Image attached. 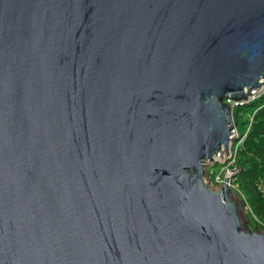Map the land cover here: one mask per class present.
Listing matches in <instances>:
<instances>
[{"label": "water", "instance_id": "water-1", "mask_svg": "<svg viewBox=\"0 0 264 264\" xmlns=\"http://www.w3.org/2000/svg\"><path fill=\"white\" fill-rule=\"evenodd\" d=\"M264 89V0H0V264H264L231 107Z\"/></svg>", "mask_w": 264, "mask_h": 264}, {"label": "trees", "instance_id": "trees-1", "mask_svg": "<svg viewBox=\"0 0 264 264\" xmlns=\"http://www.w3.org/2000/svg\"><path fill=\"white\" fill-rule=\"evenodd\" d=\"M259 100L251 102L247 107L257 112L251 132L238 154L242 173L237 182L238 189L246 198L252 213L264 223V192L259 189L260 183L264 184V99Z\"/></svg>", "mask_w": 264, "mask_h": 264}, {"label": "rangeland", "instance_id": "rangeland-1", "mask_svg": "<svg viewBox=\"0 0 264 264\" xmlns=\"http://www.w3.org/2000/svg\"><path fill=\"white\" fill-rule=\"evenodd\" d=\"M252 96L248 99L250 102H254L256 100H262L264 99V89H260L258 91H253L252 92ZM255 98V99H254ZM259 100V101H260ZM233 102V101H232ZM242 102V101H241ZM232 105V103L230 104V106ZM248 106L245 107H241V108H236V107H232V117L234 119V129L236 131H234V143H237L240 145V150L242 149V147L245 145V142L251 132V127H249L250 121L252 120V124H253V120H254V116L255 113L257 111L252 110V108H247ZM257 109V108H256ZM239 111V112H238ZM239 115H238V114ZM244 135H246V138L244 137ZM240 137V139L238 138ZM234 147V145H233ZM239 150V152H240ZM229 154H226L224 156L220 157H216L214 158L213 162H207L205 165V174L203 176V179L206 183V185L213 190H219L220 186L216 183V177L217 175L220 173L222 166H224L226 164V159L228 157ZM242 173V172H241ZM240 173V175H241ZM233 185L236 187V189H232V194H231V198L232 201L237 205L238 210H239V216L242 222V228L245 232H254L255 229L258 230V232H264V223L261 222L259 220V218L252 213V210L246 200V198H244L243 194L239 191V187H238V182L237 179H234L233 181ZM259 189L264 192V184L260 183L259 185Z\"/></svg>", "mask_w": 264, "mask_h": 264}, {"label": "built area", "instance_id": "built-area-1", "mask_svg": "<svg viewBox=\"0 0 264 264\" xmlns=\"http://www.w3.org/2000/svg\"><path fill=\"white\" fill-rule=\"evenodd\" d=\"M251 102L249 100L248 101H242V102H232L231 100L225 101V103H227L229 106L232 103V105L230 106L231 110L233 109L232 107L241 108V107L248 106ZM233 124H234V119H233ZM251 125H252V120L250 121L249 127H251ZM234 131H236V130L233 129L232 137L237 138V137L233 136ZM244 137L246 138V135H244ZM238 138L240 139V137H238ZM243 140H242V142H243ZM242 142L240 143V145L238 144V142L233 143L234 147L231 148V151H230V153L226 159L227 160L226 164L224 166H222L220 173L216 177V179H217L216 183L220 187L225 186V179H227L228 180V184H227L228 187L232 188V189H236V187L233 185V181H234V179H237L240 176V173L242 172V168L238 164V154H239V150H240Z\"/></svg>", "mask_w": 264, "mask_h": 264}]
</instances>
